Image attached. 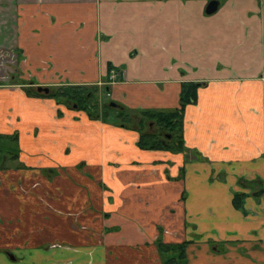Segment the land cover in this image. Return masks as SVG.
<instances>
[{
  "label": "crops",
  "instance_id": "0c3cea01",
  "mask_svg": "<svg viewBox=\"0 0 264 264\" xmlns=\"http://www.w3.org/2000/svg\"><path fill=\"white\" fill-rule=\"evenodd\" d=\"M0 52L16 67L0 134L20 144L0 171V264H162L158 237L187 242V264H264V0H0ZM29 80L103 83L143 110L201 84L183 119L198 157L140 150L135 131L28 98Z\"/></svg>",
  "mask_w": 264,
  "mask_h": 264
},
{
  "label": "trees",
  "instance_id": "16d2710c",
  "mask_svg": "<svg viewBox=\"0 0 264 264\" xmlns=\"http://www.w3.org/2000/svg\"><path fill=\"white\" fill-rule=\"evenodd\" d=\"M201 86L198 83L183 84L179 95V107L174 110L128 109L114 103L113 107L110 105L103 107L102 115L97 113L98 104L95 95H92L86 87L53 88L48 94L39 93L37 89L35 93H32L27 89L29 87H24L23 91L28 98L52 99L57 106L70 104L72 105L71 109L83 112L90 121L101 120L102 123L137 132L139 137L136 145L140 150L187 155L191 151L184 146L183 142L184 110L186 106L196 104L198 89ZM103 89L109 93L108 86ZM105 110L115 111L112 122L105 120ZM57 113L58 116L62 115L60 111ZM19 151L16 133L12 135L0 134V162L6 157L10 160H17ZM193 154L196 158L198 157L195 153ZM243 198L244 196L239 194L234 196L232 202L235 208L242 207ZM155 245L162 264H187V242L164 244L160 239H157Z\"/></svg>",
  "mask_w": 264,
  "mask_h": 264
},
{
  "label": "rangeland",
  "instance_id": "374dc122",
  "mask_svg": "<svg viewBox=\"0 0 264 264\" xmlns=\"http://www.w3.org/2000/svg\"><path fill=\"white\" fill-rule=\"evenodd\" d=\"M215 15V13L214 14H212V15H206L207 17H209V18H212L213 16ZM4 54L2 53V52H0V84L1 85H3L2 83H3V78L4 79H6V81H7V78L9 77V75H10V77L11 76H13L12 74H11V72H13V71H16V67L15 66H13V68H12V70H11V72H10V74L9 73H6L7 72V69L5 68V66H6V61L7 60H5L4 59V56H3ZM15 60V59H14ZM13 60V61H14ZM3 75H5L4 77H3ZM10 79V78H9ZM12 79V78H11ZM14 81V80H13ZM32 81V80H31ZM30 80L29 81H26V84H24V82H23V85L24 86H26V87H29V88H27L28 90H30V92H32V93H35L36 91V89H37V87H42V88H48L49 89V91H50V89H53V88H65V87H46V86H36L35 87V84L33 83V82H31ZM116 82H118V81H116ZM9 83H11V81H9ZM18 85V83L17 84H14V86L16 87ZM101 86L100 87H96V89H94L93 87H86L87 89H88V91H90L91 93H92V95H95V100L97 101V104H98V111H97V113L98 114H100V115H102V110H103V107H106L107 105H110L111 106V104H114V103H110L111 101H110V99H109V93H107L106 91H105V89H103L104 88V84L103 83H101L100 84ZM47 99V98H46ZM58 107H60L61 108V110H64L65 112H69V111H74V112H81V111H76V110H74V109H71L72 108V105H70V104H64V105H61V106H58ZM59 108H57V109H55V114H56V117H58V118H61V117H63V115H64V112H62ZM58 111H60L61 112V116H58ZM106 111V116H105V120H107L108 122H112L113 120H114V113L113 112H115V111H110V110H105ZM83 113V112H82ZM55 116V115H54ZM103 122V121H102ZM13 130V129H12ZM126 130V129H125ZM13 132V131H12ZM16 131H14L13 133H11V134H9V135H12V134H14ZM17 135H18V133H17ZM183 142H184V140H183ZM18 146H20V144H19V137H18ZM184 146H185V144H184ZM188 149V148H187ZM19 150H20V147H19ZM163 152V151H162ZM19 154H20V151H19V153H18V158H19ZM172 154V153H171ZM173 155H183V154H173ZM184 156V158H185V160L184 161H192V160H195L196 158H195V156H194V154L192 153V152H190V153H188L187 155H183ZM18 160V159H17ZM17 160H10L8 157H6L5 159H3L1 162H0V171L1 170H5V169H7L8 167H11V166H14V165H12V164H14V163H17L18 161ZM12 161H14V162H12ZM10 162H12V163H10ZM180 174H179V177H181L182 176V173H183V170L182 169H180ZM182 172V173H181ZM167 177H169V175H168V173L166 172V178ZM179 177H177V178H179ZM170 178V177H169ZM49 180V179H48ZM179 180V179H178ZM34 186H38V185H34ZM108 191H109V189H107ZM105 191V190H104ZM183 196V195H182ZM110 199H113V195H112V197H110ZM182 199H183V197H182ZM67 215V214H66ZM158 239H160L162 242H163V238H161V237H158ZM164 243V242H163ZM164 244H177V243H164ZM160 255V254H159Z\"/></svg>",
  "mask_w": 264,
  "mask_h": 264
},
{
  "label": "water",
  "instance_id": "95a60500",
  "mask_svg": "<svg viewBox=\"0 0 264 264\" xmlns=\"http://www.w3.org/2000/svg\"><path fill=\"white\" fill-rule=\"evenodd\" d=\"M217 8H218V2L217 1H211L207 5L205 12H206L207 15H212V14H214L217 11ZM37 92L48 94L49 93V89L48 88L37 87ZM113 106H114V104H111V107H113Z\"/></svg>",
  "mask_w": 264,
  "mask_h": 264
},
{
  "label": "built area",
  "instance_id": "2783aa9c",
  "mask_svg": "<svg viewBox=\"0 0 264 264\" xmlns=\"http://www.w3.org/2000/svg\"><path fill=\"white\" fill-rule=\"evenodd\" d=\"M119 76L121 77L122 74L119 72H116L115 70H111L110 74L108 76V83L107 84H114L116 81H118Z\"/></svg>",
  "mask_w": 264,
  "mask_h": 264
}]
</instances>
